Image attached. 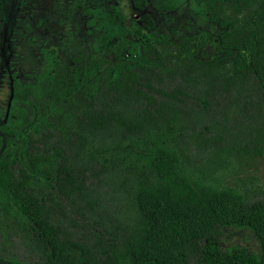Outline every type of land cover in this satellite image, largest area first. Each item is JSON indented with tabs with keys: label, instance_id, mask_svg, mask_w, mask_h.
<instances>
[{
	"label": "trees",
	"instance_id": "obj_1",
	"mask_svg": "<svg viewBox=\"0 0 264 264\" xmlns=\"http://www.w3.org/2000/svg\"><path fill=\"white\" fill-rule=\"evenodd\" d=\"M196 1L202 32L132 21L130 38L117 35L127 56L67 70L44 53L32 79L12 76L0 264H264V187L239 178L235 205L215 207L222 179L264 156V0ZM114 17L107 34H120ZM209 39L214 53L198 57ZM158 156L208 198L200 184L176 194Z\"/></svg>",
	"mask_w": 264,
	"mask_h": 264
},
{
	"label": "rangeland",
	"instance_id": "obj_2",
	"mask_svg": "<svg viewBox=\"0 0 264 264\" xmlns=\"http://www.w3.org/2000/svg\"><path fill=\"white\" fill-rule=\"evenodd\" d=\"M201 10L202 5L196 0H0V123L5 119L11 98L12 76L21 81L32 79L46 65L44 53L55 55L67 70H82L81 66L100 55L113 61L122 53L131 54L128 47L120 50L116 44L117 35L130 38L133 22L144 31L167 32L173 37L206 30ZM112 13L120 34H107L105 16ZM213 53L209 39L197 55L205 59ZM157 148L161 149L159 143ZM152 161L162 174H169L167 180L176 188V194L182 193L180 189H194L200 184L198 190L208 198L204 182L184 172L183 165L177 164L179 172H176L164 157ZM242 171L238 177L228 175L222 179L221 184H228L227 193L221 191L226 202L224 206L215 204L216 209L235 205L238 193L233 187L239 178L245 176L242 181L251 187H264V156L243 166ZM166 247L164 251H156L165 261L176 252L175 246Z\"/></svg>",
	"mask_w": 264,
	"mask_h": 264
}]
</instances>
